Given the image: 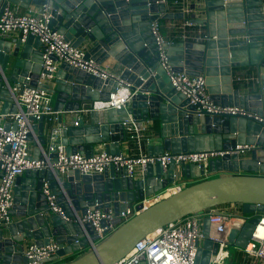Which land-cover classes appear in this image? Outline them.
<instances>
[{
	"label": "water",
	"instance_id": "95a60500",
	"mask_svg": "<svg viewBox=\"0 0 264 264\" xmlns=\"http://www.w3.org/2000/svg\"><path fill=\"white\" fill-rule=\"evenodd\" d=\"M7 2L25 8L48 6L50 26L73 46L84 45L86 58L101 65L113 57L119 62L120 79L133 95L125 107L94 108L95 102L109 99L119 85L118 79H102L61 62L54 78L42 82L41 73L48 71L43 67L40 39L34 35L26 39L0 37L1 113L18 110L12 86L20 82L53 96L55 110L60 112L56 124L68 154L90 157L98 145H103L106 153L125 152L129 141L124 123L130 120L137 124L156 122L160 140L158 145L149 146V156L164 152L225 154L206 166L178 167L173 162L165 170L160 163H149L137 179L129 176L126 168L112 166L99 174L77 169L60 174L50 167L26 170L27 186L22 185L24 177L18 176L14 188L11 213L18 219L0 229V264L27 263L26 239L38 246L49 244L51 239L58 242L60 249L51 261L78 252L90 242L85 229L93 245L58 264H115L141 239L165 225L226 204L242 205L243 222L230 228L228 243L233 248H245L264 214V0H200L204 18L196 23L205 28L201 38L164 43L173 71L204 75L215 105L239 107L251 115L209 113L172 85L161 64L152 24L186 16L172 12L167 2L0 0V13ZM195 7L196 3L191 4ZM51 58L57 61L56 56ZM242 66L249 67L253 76L243 86L233 77V69ZM65 112L71 117L65 118ZM31 119L33 129L39 130V146L47 151L52 124L44 118ZM48 156L50 163L57 161L56 151ZM34 159L47 163L40 151ZM216 172L226 174L205 178L207 173ZM176 174L180 179L198 180L148 207L138 205V212L126 221L117 217L116 229L104 239H99L92 223L82 226L53 213L44 192L47 184L67 217L85 214L96 202L99 208L109 209L112 201L119 214L173 185L178 180ZM202 232L196 263L210 264L220 245L210 238L209 217L203 220Z\"/></svg>",
	"mask_w": 264,
	"mask_h": 264
},
{
	"label": "built area",
	"instance_id": "2783aa9c",
	"mask_svg": "<svg viewBox=\"0 0 264 264\" xmlns=\"http://www.w3.org/2000/svg\"><path fill=\"white\" fill-rule=\"evenodd\" d=\"M162 1L167 2L169 5L170 0ZM173 5L179 6V9L185 15L191 14L194 10L185 1L181 0H175ZM16 7L18 6L10 2H7L3 7L0 13V34L7 38L16 35L17 38L22 39L34 35L40 39L44 50L43 67L48 71L41 73L40 80L42 82L52 80L59 64L66 62L102 79L114 78L119 80L118 87L110 93L109 99L95 102L94 108H121L127 105L133 95L129 85L122 83L120 75L110 70L105 64L101 65L93 59L86 58L85 48L73 46L62 34L55 31L50 26L52 15L48 6L44 5L36 12H20ZM195 24L193 20L185 19L181 25L182 30L179 32L182 40L198 39V36H192L190 29H188ZM152 32L159 45L161 64L168 72L172 85L189 98L192 103H198L202 109L213 114L251 115L239 107L215 105L211 100L204 75L192 76L185 72L173 71L169 65L164 47V43L169 41L164 38L159 21L152 24ZM52 55L57 57V61L51 58ZM12 89L15 93L18 110L14 113H0V172L2 173L0 176V229L8 227L14 222L11 210L14 207L15 181L26 170L50 167L60 174H66L76 169L84 174H99L112 166L118 169L126 168L128 175L137 179L143 176L149 163H160L165 170L173 162L178 167L185 164L206 166L210 160L222 157L225 154V151L164 152L163 154L149 156L148 153L142 151L145 128L131 120L126 121L124 124L127 128L129 144L134 143L137 147L135 154L101 152L92 154L90 157H86L81 153L68 154L65 145L61 142L60 128L56 124L60 112L55 110L53 96L39 87H29L27 84L20 82L15 83ZM32 117L37 120L44 118L47 124H52L47 151L40 148L39 140L34 138L32 134L34 124ZM3 118L7 119L9 126L1 121ZM15 123L16 127H14ZM32 139H35L38 143L40 152L45 155L47 163L44 160L30 157ZM51 151L57 152L55 163H50L48 155ZM176 179L178 180L167 189L133 204L127 210H121L119 214H116L112 208H99V203L96 202L88 208L85 214L67 217L61 210L57 196L52 193L47 184L44 186V192L47 195L49 208L53 213L62 216L67 222L79 223L82 226L92 223L99 239H104L116 229L117 225L114 220L117 217H120L122 221H126L138 212V205L148 207L190 185L189 180H192H180L177 174ZM219 208L218 206L202 212L192 213L165 225L141 239L129 254L115 264H197L198 246L204 239L202 224L205 217H209L211 223L210 238L220 245L218 254L210 264H225V260L230 256L229 247H233L228 243V234L231 226L234 222H237L238 218L225 214ZM84 232L90 241V245H93L86 229ZM59 249V243L53 239L49 244L43 246L31 242L25 253L29 261L23 264H51L55 261H51V259L57 255ZM240 250L264 263V214L261 215L249 243ZM58 259L61 260L63 257L58 256L56 260Z\"/></svg>",
	"mask_w": 264,
	"mask_h": 264
},
{
	"label": "crops",
	"instance_id": "0c3cea01",
	"mask_svg": "<svg viewBox=\"0 0 264 264\" xmlns=\"http://www.w3.org/2000/svg\"><path fill=\"white\" fill-rule=\"evenodd\" d=\"M181 1H185V3H187L189 6H191V4L196 3V7L194 8L193 12L191 14H186V18L185 19H191L194 20V22L196 23L198 20H201L204 18V13L201 11L200 9V0H181ZM175 2V0H170L169 2V8L172 12H182L179 9V6H175L173 5ZM18 9V11L20 12H30V11H38L40 9L39 6L36 5H32L29 8H25V7H16ZM185 19H160L158 20L159 23L161 24V30H162V34L164 36V38L168 41H178V40H174L175 37H177V34H179L181 29V25L183 24V22L185 21ZM188 29H190V34L192 36H198V39H191V40H199V38H201V34L203 32V30L205 29L204 27H202L200 24H195L193 27H189ZM0 37H5L2 36L0 34ZM14 39H17V36H10ZM83 48H86L83 46H81ZM104 64L113 72L117 73L118 75L121 74L122 70L121 67L119 65V62L113 57V58H109L108 60H106L104 62ZM7 75H9V73H7ZM233 77L237 78V82L239 83V85H246L251 79H252V74H251V70L249 69V67H238L236 69H233ZM17 83V82H16ZM1 113V110H0ZM63 115L65 116V118H70L71 114L69 113H63ZM5 125L8 126V121L7 119L3 118L1 120ZM155 123V124H154ZM35 124V123H34ZM33 124V125H34ZM142 125V127H144V134H145V140L142 144V151L148 153V149L149 146H156L159 143L160 140V131L158 129V126L156 124V122L153 123H140ZM47 130V129H46ZM33 136L34 138L38 139L39 138V130L38 129H33ZM149 138V139H148ZM47 139L49 140V134H47ZM136 150V151H135ZM39 151L40 148L38 147V143L35 141V139H32L31 141V156L30 157H37L39 155ZM101 152H105L103 149V145H98L95 146V149L93 151V154L96 153H101ZM135 152H137V147L135 146V144H128L127 147L125 148V152L124 154L126 155H133L135 154ZM226 173L224 172H216V173H207V178H211V177H215V176H219V175H224ZM19 176H25V172ZM179 177V176H178ZM180 180H187L186 178H182ZM198 179H192L189 180V183H194L196 182ZM23 183L22 185L27 186V182L29 181V178L24 177L23 179ZM15 186H16V181H15ZM15 188V187H14ZM114 201L111 202V208L114 209ZM134 204V203H133ZM220 210L222 212H224L225 214H228L229 216H236V218H238L237 222H234L232 226H239L242 222H243V217H242V205L240 204H226V205H222L219 206ZM13 216V220L14 222L18 219V217L16 215H12ZM13 222V223H14ZM231 226V227H232ZM34 242L32 239H26V243L29 245V243ZM90 243L86 246L81 248L80 251L78 252H74L72 254H68L63 256V259H58L55 260L54 262H52L51 264H58V263H62L68 260H71L75 257H77L79 254L83 253L84 251L88 250L90 248ZM227 260L229 262H227ZM227 264H264L261 261H259L256 258L250 257L248 256L244 251L240 250V249H236L234 252V255L232 256V258H228L225 260ZM225 263V264H226Z\"/></svg>",
	"mask_w": 264,
	"mask_h": 264
},
{
	"label": "rangeland",
	"instance_id": "374dc122",
	"mask_svg": "<svg viewBox=\"0 0 264 264\" xmlns=\"http://www.w3.org/2000/svg\"><path fill=\"white\" fill-rule=\"evenodd\" d=\"M235 250H236V248L229 247V252H230V256H229V258H230V257L232 258V256L234 255ZM227 262H229V261L227 260ZM225 263H226V261H225ZM226 264H227V263H226Z\"/></svg>",
	"mask_w": 264,
	"mask_h": 264
},
{
	"label": "trees",
	"instance_id": "16d2710c",
	"mask_svg": "<svg viewBox=\"0 0 264 264\" xmlns=\"http://www.w3.org/2000/svg\"><path fill=\"white\" fill-rule=\"evenodd\" d=\"M178 39H181L179 34H177V37H175L174 40H178ZM79 255H80V254H79ZM73 259H74V258H73Z\"/></svg>",
	"mask_w": 264,
	"mask_h": 264
}]
</instances>
